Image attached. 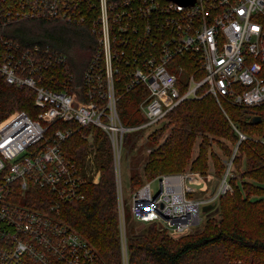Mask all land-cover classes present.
Returning <instances> with one entry per match:
<instances>
[{
    "label": "built area",
    "instance_id": "obj_1",
    "mask_svg": "<svg viewBox=\"0 0 264 264\" xmlns=\"http://www.w3.org/2000/svg\"><path fill=\"white\" fill-rule=\"evenodd\" d=\"M81 1L0 0V22L80 21ZM97 3L100 49L80 83L65 68L66 57L48 47L24 48L6 40L5 50L0 51V75L9 84L32 88L38 109L35 117L14 111L0 121V264H98L91 244L60 217L61 206L82 200L84 184L95 179L93 155H85L82 167L65 160L62 142L72 130L52 129L55 122L93 125L105 132L118 203L120 264H129L120 182L125 135L163 122L180 102L206 94L218 103L264 107V0H195L192 5L169 0ZM114 61L127 65L123 90L142 84L147 91L139 103L144 118L139 125L121 122L117 101L122 89L114 81L118 71ZM61 65L62 70L48 78L61 75L60 88L39 84L41 68L57 70ZM225 164L214 191L209 189L200 198L189 194L197 190L195 184L212 181V174L204 178L187 170L144 181L132 191L134 220L141 226L157 223L172 236L193 230L202 220V207L217 204L220 196L232 190L228 182L231 159ZM153 181L158 182L156 190L151 188ZM37 189L44 191L37 193Z\"/></svg>",
    "mask_w": 264,
    "mask_h": 264
},
{
    "label": "trees",
    "instance_id": "obj_2",
    "mask_svg": "<svg viewBox=\"0 0 264 264\" xmlns=\"http://www.w3.org/2000/svg\"><path fill=\"white\" fill-rule=\"evenodd\" d=\"M120 1L107 0L109 4ZM97 2L81 1L80 21L28 18L7 25L0 22V51L5 50L6 40L24 48L48 47L66 57L65 68L74 73L77 83L82 82L83 71L100 49ZM109 11L112 13L111 8ZM98 65H103L101 58ZM62 66H57V70L41 68L39 84L60 88L61 75L48 78L60 72ZM114 66L118 68L115 84L122 89L117 101L121 122L126 126L139 125L144 121L139 103L146 98L147 91L142 84L123 90L127 65L114 61ZM186 67L188 72L189 66ZM182 79L183 76L178 81ZM34 97L32 88L9 84L0 75V121L14 111L35 117L38 109ZM253 116H260L261 121L252 123ZM164 121L149 135L155 147L148 153L142 172L130 175V189L134 191L158 175L181 173L187 168L206 174L209 160L213 177L218 179L226 171L225 162L231 159L228 182L232 190L220 196L215 206L218 211L208 214L199 228L197 225L173 237L157 223H150L131 234L127 238L129 264H264V107L218 103L206 94L180 102L166 113ZM63 127L72 130L62 142L65 160L82 167L85 155L91 153L92 167L99 171L100 177L97 183L90 179L84 184L82 200L62 205L60 217L91 244L98 264H120L118 203L110 142L105 132L93 125L80 127L72 121L52 124V129ZM129 133L124 144L132 145ZM197 139V154L193 156ZM212 143L221 149L224 158L212 150Z\"/></svg>",
    "mask_w": 264,
    "mask_h": 264
},
{
    "label": "rangeland",
    "instance_id": "obj_3",
    "mask_svg": "<svg viewBox=\"0 0 264 264\" xmlns=\"http://www.w3.org/2000/svg\"><path fill=\"white\" fill-rule=\"evenodd\" d=\"M164 122L165 121L159 124L132 130L129 133V137L132 141H134L133 144L129 145L125 143L123 148L121 149L120 182H121V188H122V194H123V200H124L125 222H126V229H127L128 237L134 232H136L137 229L144 227V226H141L142 223L135 221L132 215V210H131L132 190L130 189L129 178L131 174L142 172V168H143L144 163L146 162L148 153H150L152 148L155 147L152 144L150 138L148 137L153 131H155L158 127H160ZM198 141L199 140L197 139V141L194 144L193 151H192L193 156L197 154ZM212 150L217 155L224 158L221 149L215 143H212ZM187 170L189 169L187 168L185 171ZM210 174L213 175V168H212L211 161L209 160L208 171L206 172V174H201V175H203L204 178H207L206 176ZM194 186L197 187V190L190 193L189 195L193 198H200L205 195L207 190L210 189L211 181H207L206 185L199 183V184H195ZM151 188H154L156 190L158 188V182L153 181L151 183ZM207 215L208 213L204 214L203 210L201 209L202 222L196 228H199L200 226H202L203 221ZM144 225H147V223Z\"/></svg>",
    "mask_w": 264,
    "mask_h": 264
},
{
    "label": "water",
    "instance_id": "obj_4",
    "mask_svg": "<svg viewBox=\"0 0 264 264\" xmlns=\"http://www.w3.org/2000/svg\"><path fill=\"white\" fill-rule=\"evenodd\" d=\"M169 1H174V2L180 3L182 5H192L195 2V0H169ZM260 121H261V117L260 116H253L251 118V122L252 123H259ZM99 177H100V173H99V171H97L95 179L93 180V182L97 183L98 180H99ZM217 183H218V179L217 178H214L211 181V188H210L211 193L214 191L215 187L217 186ZM215 206H216V204H207V205L203 206L202 207L203 213H208V212H209L208 214L216 213L218 211V209ZM177 236H179V235L178 234H173V237H177Z\"/></svg>",
    "mask_w": 264,
    "mask_h": 264
},
{
    "label": "flooded vegetation",
    "instance_id": "obj_5",
    "mask_svg": "<svg viewBox=\"0 0 264 264\" xmlns=\"http://www.w3.org/2000/svg\"><path fill=\"white\" fill-rule=\"evenodd\" d=\"M205 214V213H204Z\"/></svg>",
    "mask_w": 264,
    "mask_h": 264
}]
</instances>
